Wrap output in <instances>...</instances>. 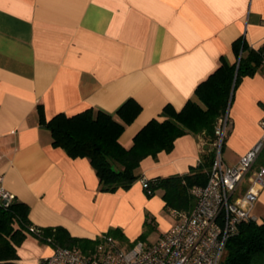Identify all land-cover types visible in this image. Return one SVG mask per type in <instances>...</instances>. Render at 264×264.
Masks as SVG:
<instances>
[{
  "label": "crops",
  "instance_id": "crops-1",
  "mask_svg": "<svg viewBox=\"0 0 264 264\" xmlns=\"http://www.w3.org/2000/svg\"><path fill=\"white\" fill-rule=\"evenodd\" d=\"M238 38L262 46L264 0H0V172L15 201L27 206L30 225L93 240L120 227L128 242L117 241L129 246L153 216L160 238L177 216L170 209L173 217L165 219L162 190L147 196L142 180L188 172L207 138L177 137L172 150L141 160L130 188L102 191L87 158L53 145L37 107L46 119L91 107L114 113L132 97L141 111L119 138L128 147L166 104L179 110L193 98L221 59L235 62ZM263 110L260 66L233 92L224 165L236 164L261 137ZM259 166L257 158L252 170ZM252 216L264 217V188ZM16 250L14 264H37L53 246L27 235Z\"/></svg>",
  "mask_w": 264,
  "mask_h": 264
},
{
  "label": "trees",
  "instance_id": "trees-1",
  "mask_svg": "<svg viewBox=\"0 0 264 264\" xmlns=\"http://www.w3.org/2000/svg\"><path fill=\"white\" fill-rule=\"evenodd\" d=\"M233 50L237 57L235 62L221 59L218 67L196 86L193 98L179 110L166 104L159 116L148 120L135 133L128 147L119 138L126 125L141 111V105L132 97L119 105L114 113L91 107L73 115L60 112L50 119H46L39 104V122L50 131L54 146L63 148L70 157L87 158L99 179L100 189L113 192L127 190L140 178L137 168L143 158L172 150L175 139L186 133H202L207 138V145L196 166L183 174L144 179L148 184L144 187L147 196L161 189L165 207L188 212L195 202L190 189L207 182L214 160L217 120L230 105L241 78L253 74L264 57V43L253 48L242 38L233 42ZM258 158L261 165L264 164V148ZM27 214L28 208L22 203L14 201L8 207L0 205V264H14L18 258L16 248L27 235L53 247H77L83 252L92 249L99 240L72 236L61 226H34L38 231H33ZM152 220L153 217H149L146 222ZM106 234L128 242L120 227L110 228ZM141 237L143 234L131 244ZM220 264H264V217L239 224L237 232L227 240Z\"/></svg>",
  "mask_w": 264,
  "mask_h": 264
},
{
  "label": "built area",
  "instance_id": "built-area-1",
  "mask_svg": "<svg viewBox=\"0 0 264 264\" xmlns=\"http://www.w3.org/2000/svg\"><path fill=\"white\" fill-rule=\"evenodd\" d=\"M261 66L264 69V57ZM228 122L229 106L215 126L214 160L207 182L190 189L194 205L188 212L174 211L176 222L155 243L136 240L123 246L102 234L87 252L57 245L37 264H220L227 240L242 221L253 218L252 209L264 188V165L252 170L264 148V110L259 121L261 137L233 165H224L222 158ZM245 177L246 187L240 190ZM142 185L148 187L144 179ZM14 201L15 194L6 189L0 172V205L8 207Z\"/></svg>",
  "mask_w": 264,
  "mask_h": 264
},
{
  "label": "rangeland",
  "instance_id": "rangeland-1",
  "mask_svg": "<svg viewBox=\"0 0 264 264\" xmlns=\"http://www.w3.org/2000/svg\"><path fill=\"white\" fill-rule=\"evenodd\" d=\"M162 214L164 215L165 219L168 221L173 217L172 212L167 207L163 210ZM150 217H153V216H150ZM141 234H143V237L138 239L139 241H142L144 243H155L158 240L159 234H160V229L158 226L157 219L153 217L152 221H148L144 223Z\"/></svg>",
  "mask_w": 264,
  "mask_h": 264
}]
</instances>
